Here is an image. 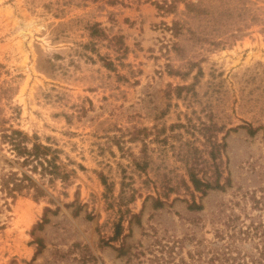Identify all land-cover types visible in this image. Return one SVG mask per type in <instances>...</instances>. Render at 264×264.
<instances>
[{"label":"rangeland","instance_id":"1","mask_svg":"<svg viewBox=\"0 0 264 264\" xmlns=\"http://www.w3.org/2000/svg\"><path fill=\"white\" fill-rule=\"evenodd\" d=\"M2 129L0 264L264 262V0H0Z\"/></svg>","mask_w":264,"mask_h":264},{"label":"trees","instance_id":"2","mask_svg":"<svg viewBox=\"0 0 264 264\" xmlns=\"http://www.w3.org/2000/svg\"><path fill=\"white\" fill-rule=\"evenodd\" d=\"M5 147L14 157V164L19 168H29L28 172H22L20 175L15 172H7L0 174V194L4 199L11 198L14 200L17 195L21 194L25 190H34L36 194H42V190L38 187V184L33 179V175H37L41 178L45 176L49 177V182L53 181L57 176H60L58 166L55 163L54 158H49V148L41 146L36 142H31L27 135L12 129L0 130V151H4ZM40 169V170H38ZM39 171V172H37ZM64 176L61 177V179ZM195 189L200 187H209L202 184L199 180H191ZM161 202L157 204L160 205ZM197 209V206H194ZM245 264H264L263 261H250Z\"/></svg>","mask_w":264,"mask_h":264}]
</instances>
